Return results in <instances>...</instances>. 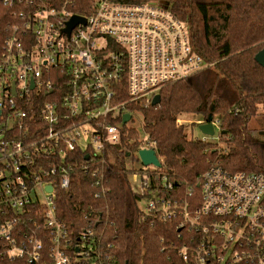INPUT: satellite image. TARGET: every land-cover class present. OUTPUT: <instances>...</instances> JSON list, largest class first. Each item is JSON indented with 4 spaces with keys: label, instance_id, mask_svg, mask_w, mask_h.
<instances>
[{
    "label": "built area",
    "instance_id": "2783aa9c",
    "mask_svg": "<svg viewBox=\"0 0 264 264\" xmlns=\"http://www.w3.org/2000/svg\"><path fill=\"white\" fill-rule=\"evenodd\" d=\"M73 2L0 0V255L34 262L48 243V264H114L103 229L90 224L74 238L58 216V189L72 183L70 156L80 147L102 157L134 127L138 106L212 64L164 0H94L86 14L72 12ZM75 15L85 22L68 31ZM196 123L214 126L203 141H221L218 119ZM81 137L92 141L82 147ZM140 138L150 149L148 136ZM143 169L131 176L143 217L178 218L181 241L170 246L185 264H264V173L212 162L198 195L190 185L176 197L158 167ZM93 175L105 195L103 174Z\"/></svg>",
    "mask_w": 264,
    "mask_h": 264
},
{
    "label": "trees",
    "instance_id": "16d2710c",
    "mask_svg": "<svg viewBox=\"0 0 264 264\" xmlns=\"http://www.w3.org/2000/svg\"><path fill=\"white\" fill-rule=\"evenodd\" d=\"M164 2L186 24L192 49L212 65L164 86L158 104L138 106L144 116L143 132L161 161L157 171L171 183L176 197L190 185L198 195L200 177L212 162L230 172L264 173V126L258 129L261 138H250L254 131L251 120L260 108L264 110V66L255 58L264 49V0ZM93 3L74 0L71 10L86 14ZM188 114L199 120L218 119L222 131H226L220 140L227 142V148L218 149L212 140L189 138L188 125L177 121ZM125 131L121 143L107 145L102 157L92 159L80 147L71 154L69 162L75 167L72 183L69 190L58 189V216L71 227L74 238L90 224L97 225V232L103 229L105 245H112L109 252L114 264H185L170 246L181 241L177 238L178 218L143 217L142 198L131 176L146 170L128 164L130 158L139 159L142 139L135 127ZM94 172L103 174L105 195H97L100 188ZM154 186L152 179L150 188ZM43 255L29 262L26 257L2 254L0 264H48V243L44 244Z\"/></svg>",
    "mask_w": 264,
    "mask_h": 264
},
{
    "label": "rangeland",
    "instance_id": "374dc122",
    "mask_svg": "<svg viewBox=\"0 0 264 264\" xmlns=\"http://www.w3.org/2000/svg\"><path fill=\"white\" fill-rule=\"evenodd\" d=\"M263 114H264V110H263V108H260L259 114L256 117H253L251 120L250 126H251V128L254 129V131L250 135V138L254 141L257 138H261V133L258 132L259 131L258 129H261L264 126ZM143 117H144L143 113L140 111L133 113V123L132 124L137 130H139L141 137L145 136V133L143 132V123H144ZM180 118H183L186 120L185 124L188 125L187 126V132H188L189 138L202 139L204 137V133L199 129V124L196 123V122L200 121L196 116L188 114L185 116H180ZM82 130L83 129H80L79 131L81 132ZM210 139L216 140V138H213V137H210ZM77 141H78L79 145H81L82 147H85V145L87 144L88 141H92V138L91 137H81V139H79ZM216 143H217V145H219V148H221L222 150L227 148V142L226 141H220V142H216ZM128 164H129L130 168H135V169L145 167V165H143V163L141 162L140 159L132 161V159L130 158ZM140 204L142 205L143 201L140 202Z\"/></svg>",
    "mask_w": 264,
    "mask_h": 264
},
{
    "label": "water",
    "instance_id": "95a60500",
    "mask_svg": "<svg viewBox=\"0 0 264 264\" xmlns=\"http://www.w3.org/2000/svg\"><path fill=\"white\" fill-rule=\"evenodd\" d=\"M79 22H85V19L81 16L75 15L72 17V19L68 23V28L67 30L70 31L72 27H74L77 23ZM256 60L258 63H260L262 66H264V49L259 51L256 54ZM161 101V95L158 93L154 96L152 104L156 105ZM131 115L129 113L124 114L123 121L126 123L130 119ZM199 129L204 133V134H209V135H214V126L211 123H204L199 125ZM226 131H222V134H225ZM139 159L145 166H150L154 165L156 167L161 166V161L158 158V155L156 151L152 148L150 149H141L139 151ZM88 158V156H87ZM51 189V186L48 187Z\"/></svg>",
    "mask_w": 264,
    "mask_h": 264
}]
</instances>
